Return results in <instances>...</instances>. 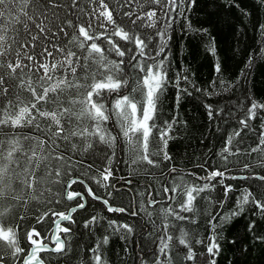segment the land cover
Masks as SVG:
<instances>
[{
    "label": "snow or ice",
    "instance_id": "snow-or-ice-1",
    "mask_svg": "<svg viewBox=\"0 0 264 264\" xmlns=\"http://www.w3.org/2000/svg\"><path fill=\"white\" fill-rule=\"evenodd\" d=\"M196 2L143 0L137 11L129 7L133 0H0V264H46V261L51 264L53 259L59 264V260L71 251L66 246V239L73 231L70 225L76 222L72 213L86 209V197L99 201L109 213L138 216L144 211L149 218L152 212L145 208V204L151 207L168 201L167 206L160 209L162 223L157 227L156 222L151 221L154 231L150 236L154 244L159 241L152 253L151 264H181V259L183 264H194L197 258L195 244L205 245L210 258L208 264H216L221 249L217 228H222V224L214 222L216 217L208 221L212 234L207 237V243L205 240H190L184 228L171 223L169 217L195 223L192 216L182 213L195 214L194 202L198 198H209L202 197L201 193L214 190L217 183L213 181L217 178L224 189V200L219 201L223 206L233 191V186L225 184V180L245 179L229 175V165L233 163L230 158L264 154V103L258 102L252 94L245 97L249 101L247 105L238 101L244 109V115L237 120L240 128L221 137V147L215 155L222 163L217 166L209 163L207 167L198 165L207 173L205 176L187 173L195 180H203V184H189L180 174L183 170L178 172L173 167L167 169L168 183L157 190L145 186V190L139 193L142 197L145 194L150 197L141 201L139 209L114 207L110 203L113 193L121 191L116 183H109V178L113 177L111 165L118 149L134 156L132 163L146 162L153 168H160L161 156L163 161L172 159L167 149L173 139L170 133L179 123L178 117L164 120L163 124L158 122L161 97L172 83L166 51L167 29L175 22L173 13L188 20ZM224 2L231 7L234 0ZM260 3L264 4V0ZM242 12L245 16L250 15L246 9ZM161 18H167L162 31L159 30ZM142 27L157 29L156 35L161 38V43L155 49L149 46L151 37L146 38L140 33ZM188 27H192L190 22ZM258 30L264 35V22L259 24ZM196 31L208 34L206 28ZM207 50L216 56L214 38H211ZM260 51L264 54V48ZM250 66L251 57L246 67ZM213 67V89L217 80L223 91H229L239 83V77L231 81L224 76L218 56ZM129 69L137 72L134 81L129 77ZM181 79L192 83L196 91H202L188 76L178 77L175 82L177 107L182 93L191 95L188 88L180 87ZM203 91L209 96L219 94L207 89ZM205 108L209 120L221 114L233 116L230 110L226 111L227 106L214 110L211 104H206ZM257 120L258 127L252 123ZM217 131H220L219 127ZM249 132L255 137L253 144L241 150L238 145ZM236 137L241 139L237 141ZM97 142L111 150L110 154H105L108 165L94 171V165H88L86 169L82 167L80 175L62 185V199L75 202L70 210L48 208L41 212L35 208V212L40 213L35 216L37 224L44 223L50 215L58 217L53 221L52 234L42 236L31 225L30 217L32 202H43L44 192L38 191L39 185L53 176L59 178L65 174L62 170L72 159L66 154L69 145L79 154L93 149ZM124 162L127 164V160ZM249 167L245 163L242 170ZM164 175L161 170V176ZM259 179L264 180V177ZM54 182L60 183V180ZM91 182L106 192L98 194L90 187ZM125 183L130 186L131 181ZM73 185H82L83 188L76 190ZM173 201L177 203L178 211L173 208ZM250 202L256 210L252 214L264 217V194L257 199L247 189L237 199V208L232 215L239 216L245 211L244 205ZM98 219L97 215L91 216L84 221V227L89 228ZM227 219L221 217L222 221ZM61 221L70 223L61 227ZM108 224L113 227L116 221L109 220ZM117 228L127 233L133 231V226L127 223L119 224ZM255 228L256 221L249 223V232L254 233ZM173 229L179 231V236ZM58 233L66 234L65 239ZM21 236L25 239V247L20 246ZM253 239L264 241V235L254 234ZM45 240H51L54 246L49 248ZM107 243L108 236L105 235L96 247L87 250L85 255L91 253V256L82 259L81 264H105L99 248ZM44 252L55 256L44 258L39 255ZM180 253H183L182 257Z\"/></svg>",
    "mask_w": 264,
    "mask_h": 264
},
{
    "label": "trees",
    "instance_id": "trees-1",
    "mask_svg": "<svg viewBox=\"0 0 264 264\" xmlns=\"http://www.w3.org/2000/svg\"><path fill=\"white\" fill-rule=\"evenodd\" d=\"M143 0H133L129 6L137 11ZM239 5V7H236ZM246 9L250 15L245 16L242 10ZM159 15V13H158ZM175 22L167 29V55L170 61L169 76L172 83L168 84L164 95L161 97L162 106L160 110L159 123L163 124L164 120H171L172 117H178L179 123L174 126L170 135L173 137L169 141L168 149L172 159L163 161L160 159V168H153L146 162L132 163L134 156H128L124 152L117 150V157L113 159L111 168L113 169V177L109 178V183H116L121 189L119 193H113L110 203L114 207H129L139 209L141 201H146L150 197L146 194L142 197L140 192L145 190V186H150L152 190L159 189L162 184L168 183L167 169L175 167L183 176V179L190 183L203 184V180H195V177L187 175V173L196 172L199 176L207 175L198 165L208 164L217 166L220 162L219 157L215 155L221 147V137L234 129H239L240 125L237 120L244 115V109L238 104V101L247 105L249 101L245 99L252 94L258 102L264 103V54L261 48H264V35L258 30L260 23L264 22V4L260 0H234L229 7L224 0H197L196 7L189 14L188 20L173 13ZM191 23V29L188 24ZM167 18L159 20V30H164ZM208 29V34H204L196 29ZM157 29L142 27L140 33L146 38L151 37L150 48L155 49L156 45L161 43V38L156 35ZM211 38L215 40L216 56L207 50V46ZM121 43H124L121 41ZM134 47V45H129ZM222 64L224 76L231 81H236L239 77V83L229 90L223 91L220 88L219 81L216 82V88L213 89L212 81L215 77L214 63L216 57ZM251 57V66L246 67ZM115 58V57H113ZM137 72L129 69V77L134 81ZM188 76L196 87L202 91H196L192 87V83L180 80L181 88H188L191 95L182 93L179 106L176 104L177 89L175 82L178 77ZM203 89L208 92H219L211 96L206 95ZM206 104H211L213 109L224 108L233 113L232 117L226 114L216 116L213 120H209ZM227 121V123H225ZM253 124L259 126V121H253ZM220 131H217V128ZM251 137V139L249 138ZM158 139V137H157ZM241 137H236L239 141ZM255 137L252 132L245 136L243 143L238 147L243 150L246 145L253 144ZM111 150L105 145L96 143L93 149L88 152L81 151L79 154L71 150L68 146L66 153L72 159L62 170L64 175L57 178L51 177L48 182L39 185L38 191H43L44 196L41 198L43 202L37 204L32 202L33 212L30 213L31 225H34L42 236H50L51 229L54 227L53 221L58 217L49 216L45 218V222L37 224L35 216L40 213L35 212V208L42 211L51 208L53 211H68L75 206L74 201L62 199L60 193L62 185L66 184L76 175H80L82 167L87 168L88 165H94L95 168L103 169L108 165L105 154H110ZM233 163L229 165L230 176L244 177L245 179H226L225 184L233 186V191L229 193V198L224 201L223 206L219 201L224 200L223 185L217 181V187L208 193H201V196H207L208 199H200L196 202V213H182V215L192 216L195 223L187 221H175L169 217L171 223L178 227H183L188 233V238L192 241L205 240L212 234L211 225L208 221L215 216L217 224H222V228H217L220 233L219 242L221 249L216 256V264H264V241L253 239V235H264V217L259 214L253 215L255 210L254 204L251 202L244 205L245 211L239 216H233L232 212L237 208V199L241 198L244 190L253 193L259 199L264 194V154L252 153L251 155H238L230 158ZM127 160V164L124 162ZM208 162V163H206ZM249 164V169L242 170L243 165ZM161 170L165 175L161 176ZM43 174V171L42 173ZM59 179L60 183L54 181ZM125 181H131L130 186ZM179 182V177L177 178ZM90 187L98 191V194H104L105 189L99 188L95 182L90 183ZM73 188L80 190L82 185H73ZM50 189V191H48ZM86 195V193H85ZM87 198V206L85 210H77L72 213L73 219L76 221L70 226L72 233L66 239V246L71 248L67 256L59 260V264H81L82 259H88L91 253H85L91 247H96L98 241H102L105 235L108 236V243L102 244L99 248L102 253V259L105 264H151L154 259L152 253L159 241L153 243V237L150 233L154 231L151 221H155L157 227L163 221L162 207H166L169 203L164 201L160 205H153L145 208L152 212L151 218L145 215L144 211H140L138 216H130L126 213H109L107 209L99 202ZM160 199L159 196L156 197ZM51 203H47V201ZM60 200V203H56ZM173 208L179 210L175 201L171 202ZM22 212L23 209H20ZM97 215V223L89 228L84 227V221ZM221 217H228L227 220H221ZM116 221V225L109 227L108 221ZM252 221H256L255 232H249L248 225ZM70 222L64 221L61 225L68 226ZM130 224L133 231L127 233L124 229L117 228L119 224ZM30 225V226H31ZM176 236H179L177 229L172 230ZM62 239L66 234L58 233ZM235 243H230V241ZM51 240H45L50 244ZM52 246V244H50ZM20 246L25 247V239L21 236ZM180 246L177 245V248ZM194 249L197 258L194 264H208L205 245L195 244ZM203 253V256L200 254ZM44 258L55 256L54 253H40ZM181 257L183 253H180ZM19 264V262H16ZM47 264V261H46ZM51 264H57L53 259ZM181 264L183 261L181 259Z\"/></svg>",
    "mask_w": 264,
    "mask_h": 264
},
{
    "label": "water",
    "instance_id": "water-1",
    "mask_svg": "<svg viewBox=\"0 0 264 264\" xmlns=\"http://www.w3.org/2000/svg\"><path fill=\"white\" fill-rule=\"evenodd\" d=\"M58 220V219H57ZM62 222H64V221H61V223ZM61 227H63L62 225H61ZM62 238V237H61ZM50 244H52V246L50 245ZM50 244H48L49 245V248H51V247H53L54 245H53V243H52V241H50Z\"/></svg>",
    "mask_w": 264,
    "mask_h": 264
}]
</instances>
